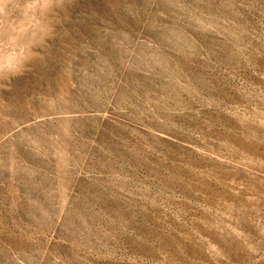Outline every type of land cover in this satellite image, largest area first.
<instances>
[{
  "label": "rangeland",
  "instance_id": "1",
  "mask_svg": "<svg viewBox=\"0 0 264 264\" xmlns=\"http://www.w3.org/2000/svg\"><path fill=\"white\" fill-rule=\"evenodd\" d=\"M4 23L0 264H264V0Z\"/></svg>",
  "mask_w": 264,
  "mask_h": 264
},
{
  "label": "clouds",
  "instance_id": "2",
  "mask_svg": "<svg viewBox=\"0 0 264 264\" xmlns=\"http://www.w3.org/2000/svg\"><path fill=\"white\" fill-rule=\"evenodd\" d=\"M58 2L59 0H0V36L3 35V29L7 27L4 22L10 11L18 10L23 15V18L27 20L33 16H46L56 8ZM47 31H51V29L48 28ZM34 49H36V45L25 49L21 54L10 59L0 56V77L7 74L9 78L28 70L27 64L32 58L30 53L39 55Z\"/></svg>",
  "mask_w": 264,
  "mask_h": 264
}]
</instances>
